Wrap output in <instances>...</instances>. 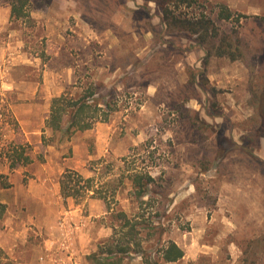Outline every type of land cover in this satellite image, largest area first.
I'll return each instance as SVG.
<instances>
[{"label": "rangeland", "instance_id": "rangeland-1", "mask_svg": "<svg viewBox=\"0 0 264 264\" xmlns=\"http://www.w3.org/2000/svg\"><path fill=\"white\" fill-rule=\"evenodd\" d=\"M12 4L22 7L20 18ZM222 7L232 18L217 25L240 40L239 58L212 57L204 66L199 47L159 49L133 2L0 0V169L9 173L0 174V189L15 180L59 191L56 223L35 243L40 264H92L89 255L113 235L115 212L140 211L124 179L137 167L155 177L142 209L159 226L137 238L142 247L200 238L216 257L199 264H264V0H199L181 9L217 18ZM198 69L205 75L193 84ZM90 88L112 95L116 111L59 141L46 127L52 100ZM67 170L95 179L111 206L118 200L115 210L92 192L63 197ZM5 212L0 203V220ZM0 257L9 264L1 248ZM133 258L127 264H141Z\"/></svg>", "mask_w": 264, "mask_h": 264}, {"label": "trees", "instance_id": "trees-1", "mask_svg": "<svg viewBox=\"0 0 264 264\" xmlns=\"http://www.w3.org/2000/svg\"><path fill=\"white\" fill-rule=\"evenodd\" d=\"M125 1L133 2L136 9L145 12L150 26L149 31L153 36L152 39L159 49L166 48L185 52L193 47H199L205 55L203 58L204 66L212 57H228L232 60L239 58L233 48L237 47V42L240 43V40L238 38L235 40V37L230 34L222 33L217 25V21L220 19L232 18L228 8L222 7L217 18H214L210 15L211 13L190 14L182 11V7L191 8L199 0H144L145 4L140 0ZM150 3L155 4V10L151 9ZM12 16L20 18L22 7L12 4ZM152 22L155 25H152ZM186 39L190 40L191 43H187ZM202 75H205L203 70L198 69L195 73L193 72L192 83L195 84L196 79ZM97 95L95 89L90 88L85 94L76 98L68 97L66 94L55 97L51 103L46 127L50 129L53 135L60 137L59 141H63L70 140L78 131L93 128L98 122H108L113 112L116 111L113 97L112 95H109L108 98L97 97ZM260 109L258 111L260 110L259 114L264 123V100L260 101ZM43 142H47L45 137H43ZM135 150L137 148L133 149L134 152ZM133 151L130 158L137 161L141 155L140 153L135 154ZM16 154L20 158L24 156L23 150H16ZM31 161L29 156L24 157V163ZM122 161H128V159L125 158ZM14 166L15 164L12 163L11 167ZM128 172L124 179L130 183L132 200H135L141 212L129 215L124 210L118 209L115 212V221L112 225L113 235L100 252L89 255V260L92 261V264H127L134 259L135 255L140 258L141 264H166L181 260L184 257V251L172 240L160 244L158 242L157 251L146 249L142 247L140 242L136 241L144 233H148L152 237L154 231L159 228L158 225H155L154 216L145 215L142 209L143 205L147 203L145 198H151L154 194L153 186L156 180L151 172L146 169L137 167ZM60 187L61 194L65 198H77L82 194L92 192L94 198L96 196L106 202L108 211L115 210L114 206L118 205V200L114 199V206H111L107 197L102 195L96 187L95 179H86L73 170H67L62 175Z\"/></svg>", "mask_w": 264, "mask_h": 264}, {"label": "crops", "instance_id": "crops-1", "mask_svg": "<svg viewBox=\"0 0 264 264\" xmlns=\"http://www.w3.org/2000/svg\"><path fill=\"white\" fill-rule=\"evenodd\" d=\"M5 84H8V88L16 86L13 82H3ZM0 174L9 175L8 168H1ZM13 182L11 188L0 189V203L6 205V212L0 220V248L10 256L9 264H40L39 248H36L35 243L40 239L41 231L56 223L60 207L54 199L59 191L56 189L52 196V193L42 188L44 185L35 190L32 183L24 186L16 184L15 180ZM191 239L173 240L184 251V257L166 264H199L197 260L203 255L212 254L213 258L216 257L214 249L202 239ZM4 260L0 257V264H7L8 261Z\"/></svg>", "mask_w": 264, "mask_h": 264}]
</instances>
